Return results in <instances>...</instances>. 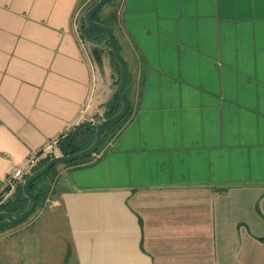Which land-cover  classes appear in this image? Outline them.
<instances>
[{
    "label": "crops",
    "instance_id": "0c3cea01",
    "mask_svg": "<svg viewBox=\"0 0 264 264\" xmlns=\"http://www.w3.org/2000/svg\"><path fill=\"white\" fill-rule=\"evenodd\" d=\"M90 1L0 0V194L122 103L107 46L79 34ZM118 3L132 111L60 164L47 228L44 204L14 232L41 264H264V0Z\"/></svg>",
    "mask_w": 264,
    "mask_h": 264
},
{
    "label": "trees",
    "instance_id": "16d2710c",
    "mask_svg": "<svg viewBox=\"0 0 264 264\" xmlns=\"http://www.w3.org/2000/svg\"><path fill=\"white\" fill-rule=\"evenodd\" d=\"M98 0H91L88 5L85 8L84 13L88 10L89 7H91L94 3H96ZM108 5L111 6V9L104 15V7ZM100 15L102 16L100 18ZM94 18L98 21H101L103 23L108 24L111 26V28L116 31V27L119 25V3L118 0H110L108 1L103 7L99 9V11L95 14ZM79 34L83 40H88L93 43L101 44L104 43L112 57V60L115 64L116 71L118 73L117 75V81L119 83V78H120V64L118 60L115 58L114 54L112 53L108 41V36L105 32L101 30H94L89 28L85 21H84V14L81 16L80 22H79ZM116 35V34H115ZM117 38V37H116ZM118 42V41H117ZM128 85V84H127ZM116 97L115 99H119L121 102V97L119 92H116ZM114 99V100H115ZM122 106V103L120 106L113 108L112 110L107 112L106 117H110L114 114H116ZM132 111V105L130 110L127 112V114L123 117L121 121H119L114 127L106 131L104 138L96 151L95 154H98L99 152L102 151L104 144L106 141H108L111 138L116 137L120 130L122 129L125 121L127 120L128 116L130 115ZM96 130L93 127V121L90 122H83L80 125L75 126L72 130L69 132L67 131L65 134H62L60 137L57 138V140H54L58 147L61 149V154H70L74 152H78L82 149L87 148L90 146L95 138ZM52 143V142H51ZM42 151L39 152L38 155H40ZM95 154H92L86 158L78 159V160H73L70 162H65V163H57L54 166H52L46 173H44L42 176L38 177L31 183V190L36 196L37 199V204L33 212L39 207L44 204H47V201L53 196L54 194V184L56 182V179L58 177V166L60 164H80L83 163L84 161H87L88 159L94 157ZM56 154H48L47 156H44L42 158H38L37 162L35 165L32 166L31 171L26 174V176L31 173L32 171L38 169L41 167L43 164H45L52 156H55ZM25 176V177H26ZM22 183L20 182L14 191L10 193L8 196H4V193L10 189L8 186L6 190L0 194V211L1 210H9L13 212H22L27 204L28 200L27 198L23 195L22 192ZM32 212V213H33ZM27 219V218H26ZM25 221V220H24ZM12 224V225H10ZM19 224V223H17ZM17 224L14 223H9L6 220H2L0 222V232L6 231L12 226H15Z\"/></svg>",
    "mask_w": 264,
    "mask_h": 264
},
{
    "label": "water",
    "instance_id": "95a60500",
    "mask_svg": "<svg viewBox=\"0 0 264 264\" xmlns=\"http://www.w3.org/2000/svg\"><path fill=\"white\" fill-rule=\"evenodd\" d=\"M108 1L110 0H98L91 7H89L88 10L84 13V21L89 28L94 30H101L105 32L108 36L110 49L120 64V78H119L118 92L122 100V106L116 114L110 117L96 116V118L93 120V127L96 130V134L90 146L78 152H74L70 154H56L55 156H52L41 167L29 173L24 178L22 183L23 195L28 200V204L26 208L22 212L1 210L0 222L2 220H6L9 223H19L24 221L33 212L37 204L36 196L30 188L31 183L35 179L46 173L52 166H54L57 163L70 162L73 160L82 159L92 154H95L104 138L106 131H108L109 129L114 127L119 121H121L131 108L132 103L127 88L128 75H129L127 61L121 52L115 32L111 28V26L101 21H98L94 18L95 14L99 11V9L103 7ZM97 49H98L97 46H93L92 48L94 53L99 52L97 51Z\"/></svg>",
    "mask_w": 264,
    "mask_h": 264
},
{
    "label": "rangeland",
    "instance_id": "374dc122",
    "mask_svg": "<svg viewBox=\"0 0 264 264\" xmlns=\"http://www.w3.org/2000/svg\"><path fill=\"white\" fill-rule=\"evenodd\" d=\"M110 9H111V6L106 5L104 7L103 13L106 14ZM101 17L102 16L100 15V18ZM61 153H62L61 149L57 145L53 146L52 149H49V150L45 149V156H47L48 154H61ZM59 168H62V165L58 166V170H59ZM7 192H9V190ZM49 200L47 201L46 210L44 212L45 213V226H46V228H47L48 224L52 221V218H53L52 216L48 217V215H46V214H51L49 212V210L55 206L53 204V199H51L50 201ZM33 213H31L27 217V219H25V221L27 220L26 221L27 224H29L30 222L33 225L38 224L39 220L44 215V213H42V212L41 213L37 212V213H35V215H33ZM54 218H55V220H54L55 223L60 225L61 227H63L64 223L62 220V216L59 214V215H56V217H54ZM22 222L24 223V221H22ZM22 222H19V224ZM23 223L18 225V226H14L12 228H9L6 231L0 232V264H13V262H14V264H41V262H40L41 260H38L39 258H41L40 256L32 257L31 252H28L29 250L28 251L25 250L28 246L26 243H24L25 242L24 240L21 241L22 238L20 236L25 229L24 228L19 229L17 232H14L15 229H17L21 226H24L26 224V223H24V224ZM14 224H17V223H14ZM10 225H12V224H10ZM61 227H60V229H61ZM45 230H47V229H45ZM24 234L25 233H23L22 235H24ZM18 240H20V241H18ZM17 242H21L23 244H21L18 247ZM25 244H26V246H25ZM57 249H59V248H55L53 251H55L57 253V251H58ZM16 254L18 256L14 257ZM33 260L34 261L36 260L38 263L30 262ZM45 264H49V259H45Z\"/></svg>",
    "mask_w": 264,
    "mask_h": 264
},
{
    "label": "built area",
    "instance_id": "2783aa9c",
    "mask_svg": "<svg viewBox=\"0 0 264 264\" xmlns=\"http://www.w3.org/2000/svg\"><path fill=\"white\" fill-rule=\"evenodd\" d=\"M54 143L55 142L48 144L45 149H47V150L52 149ZM37 160H38V158L36 156L32 157L28 160V162L25 165H23L21 167H17L13 171H11L10 176H9V180H8V186L10 187L9 192L14 191L16 186L20 182H23L26 174L31 171L32 166L35 165Z\"/></svg>",
    "mask_w": 264,
    "mask_h": 264
}]
</instances>
